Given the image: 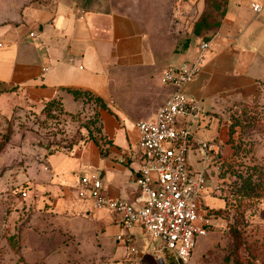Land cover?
I'll use <instances>...</instances> for the list:
<instances>
[{
	"label": "crops",
	"instance_id": "0c3cea01",
	"mask_svg": "<svg viewBox=\"0 0 264 264\" xmlns=\"http://www.w3.org/2000/svg\"><path fill=\"white\" fill-rule=\"evenodd\" d=\"M175 2L178 0H0V90L19 95V103L42 106L60 100L68 118L83 109L82 103L64 89L87 90L101 97L113 113L98 110L102 134L112 141L106 157L88 142L82 149L77 148L78 154L73 157L42 154L38 163L17 167L16 171L10 161L0 165V183H11L15 178L34 185L35 190L29 188L37 194L34 210L39 219L89 216V230L99 233L104 243L113 240L127 252L130 243L133 248L129 252L135 251L136 258L146 264L168 262L161 253L153 252L157 248L154 244H145L139 228L123 231L113 214L92 211L87 202L79 200L75 188L78 175L88 172L99 176L109 198L133 199L134 176L139 167L135 125L152 120L171 91L165 93L161 81L164 69H156L145 50V27L154 23L162 26V34L152 37L167 40L172 51L170 40L178 42L185 31L180 19L177 22L170 18L176 12L175 5L180 7ZM251 2L260 4L262 12L255 13ZM197 18L189 24L185 39L196 38L192 27ZM212 37L216 49L207 56L199 75L184 87L185 94L195 99L200 109L191 126L194 140L214 141L216 145L215 151L204 158L194 143L188 156L194 172H206L202 201L211 210L222 203L213 198L215 188L209 179L232 155L225 112L236 103H251L261 97L264 0L242 4L228 0ZM196 39L197 45L200 40ZM116 89L117 101L113 99ZM129 111L135 112L138 120L133 125L124 122L121 129L117 119L125 120ZM27 197L20 199L26 201ZM67 220L66 225L75 231L74 222ZM119 235L121 240L116 238ZM129 252L127 257L132 256Z\"/></svg>",
	"mask_w": 264,
	"mask_h": 264
},
{
	"label": "rangeland",
	"instance_id": "374dc122",
	"mask_svg": "<svg viewBox=\"0 0 264 264\" xmlns=\"http://www.w3.org/2000/svg\"><path fill=\"white\" fill-rule=\"evenodd\" d=\"M175 3L180 7L175 5L176 12H172L170 18L177 22L180 19L187 33L189 24L203 12L219 18L204 4V0H178ZM185 31L178 42L170 40L174 45L172 52L167 40L152 37L155 33L162 34V26L154 23L145 27V50L156 69L178 68L194 60L197 39H185ZM186 40L189 45L183 49ZM152 43L156 44L155 47ZM163 86L165 93L172 91L171 86ZM262 89L260 99L251 103H236L225 112L229 123L245 117L255 118L256 121L260 119V122L256 126H247L243 132L240 127L234 128L231 143H228V128L227 144L232 149V155L209 179L215 188L213 198L220 200L222 206H212L213 228L205 238L198 240L189 264H234L237 257L249 264H264V197L235 202L234 195H231L244 178H249L251 185L259 184L264 193V135L260 132L264 125ZM116 96L117 89L113 98L115 101ZM18 98L19 95H8L0 90V165L12 161L16 171L17 167L25 168L38 163L42 154L44 157L51 154L73 157L78 154L77 148L82 149L88 143L87 132L82 126L88 121L91 105H87L81 116L71 121L65 115L57 119L46 117L41 111V104L19 103ZM126 116L125 120L117 119L121 129L124 122L133 125L138 120L135 112L129 111ZM94 128L90 125L94 137L98 138ZM29 186L32 190L35 188L15 178L11 183H0V264H132L139 259L135 251L129 252L133 248L130 243H127V248L132 256L127 257V250L118 246V242L111 240L106 244L99 233L91 232L89 216L78 214L56 219L52 215L42 221L40 215L35 216L38 213L34 210L37 194L31 192ZM23 191L28 194L26 201L20 199ZM226 200L228 203L225 206ZM42 211L45 212H39ZM67 219L74 222L75 231L66 225ZM143 239L145 244L160 246L159 241H151L147 236ZM161 255L170 264L171 257L166 252Z\"/></svg>",
	"mask_w": 264,
	"mask_h": 264
},
{
	"label": "built area",
	"instance_id": "2783aa9c",
	"mask_svg": "<svg viewBox=\"0 0 264 264\" xmlns=\"http://www.w3.org/2000/svg\"><path fill=\"white\" fill-rule=\"evenodd\" d=\"M250 7L255 13L263 10L254 2ZM30 36L33 37V33ZM216 47L214 37L200 40L192 62L162 71L161 81L171 86L172 91L151 121H139L135 125L139 167L134 176L135 194L131 201L109 198L96 174L78 175L76 181L77 198L87 202L92 211L113 214L123 231L139 228L151 241L160 242L153 252H166L175 264H189L198 240L205 238L213 228V214L202 201L206 172H194L188 164V156L194 143L204 158L215 151L216 145L194 140L191 126L199 117L200 109L197 101L185 94L184 87L199 75L207 56ZM20 197L25 199L27 193L21 192ZM121 239L119 235L117 240ZM132 264L145 263L137 259Z\"/></svg>",
	"mask_w": 264,
	"mask_h": 264
},
{
	"label": "trees",
	"instance_id": "16d2710c",
	"mask_svg": "<svg viewBox=\"0 0 264 264\" xmlns=\"http://www.w3.org/2000/svg\"><path fill=\"white\" fill-rule=\"evenodd\" d=\"M228 0H204V4L211 8L216 14H218L219 18L212 16L210 13L203 12L194 22L192 27V35L198 38L201 41L209 40L213 36V32L220 26V20L225 14L226 4ZM188 40V39H187ZM183 45V49H186L188 46V41ZM262 88H264V83L262 84ZM68 92L75 100H78L82 103V111L76 115H70L69 119L71 121L76 120L80 117L82 112L86 109L87 105H91V115H89L86 119L88 120L82 127L87 132L88 142H93L98 148L100 155L106 157L108 155V148L111 146L112 141L108 140L106 136L102 134V123L99 119L98 110H106L110 114H113L105 101L87 90H79V89H64ZM263 91V89H262ZM41 111L45 113L46 117L51 119H57L60 115H65L62 110L60 100H51L44 103L41 107ZM256 115V113H255ZM260 119L256 121L255 118L245 119H234L233 123H229V140L228 143H231V136L233 134V130L236 127H240L241 131H245V128L252 124H259ZM90 125L94 126L95 132L98 135V138H95L93 132L90 130ZM256 126V125H255ZM262 129L260 132L264 135V125H262ZM212 143L215 144L213 141ZM249 178L242 179V183L240 187L231 195L233 196V201L239 202L242 200H250V199H260L264 197L263 189L259 184H252L249 182ZM227 200L225 202V206L227 204ZM211 210V209H210ZM213 214V210H211ZM238 239V237H236ZM239 240V239H238ZM170 264H175L173 261ZM234 264H249L242 260L241 257H237L234 261Z\"/></svg>",
	"mask_w": 264,
	"mask_h": 264
},
{
	"label": "water",
	"instance_id": "95a60500",
	"mask_svg": "<svg viewBox=\"0 0 264 264\" xmlns=\"http://www.w3.org/2000/svg\"><path fill=\"white\" fill-rule=\"evenodd\" d=\"M158 263H159V264H162V261H159Z\"/></svg>",
	"mask_w": 264,
	"mask_h": 264
}]
</instances>
